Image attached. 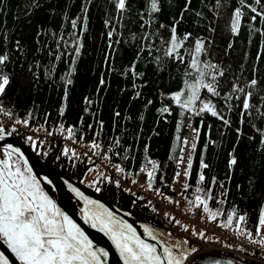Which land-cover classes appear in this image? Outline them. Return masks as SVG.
I'll list each match as a JSON object with an SVG mask.
<instances>
[{"label": "snow or ice", "instance_id": "1", "mask_svg": "<svg viewBox=\"0 0 264 264\" xmlns=\"http://www.w3.org/2000/svg\"><path fill=\"white\" fill-rule=\"evenodd\" d=\"M108 2L114 8L109 12L105 7L106 32L101 33L105 44L99 50L101 71L95 88L82 96L81 112L75 124L60 122L51 129L46 127L49 113L45 112L43 123L37 120L39 105L35 101L23 117L14 111V106H6L7 90L19 69L34 92H39L42 84L62 92L58 115L65 116L70 91L75 87L74 77L79 73L78 62L85 55L84 36L93 0H79L78 5L70 4L69 0H63V4L56 0H24L18 15L26 17L29 24L38 11H43L49 21L59 17L60 24L52 28L36 23L31 40L23 43L19 38H12L15 29L8 28L6 18L0 22V115L9 121L0 122V141L17 135L41 159L48 158L52 150L48 137L59 134L65 140L78 143L83 152L65 144L54 163L61 167L62 160L70 165L77 161L86 164V172H96L89 187L102 193V186L113 185L118 194L133 197L130 205L138 212L159 214L158 206L136 190H143L141 174L147 190L176 205L180 201L166 196L161 188L155 187V182L159 179L168 187L179 183L183 189L179 195L187 206L202 209L208 221L219 217L220 226L234 229L237 236L257 245L264 256V175L254 171L248 177L247 195L260 200L257 221L252 228L248 227V214L239 212L236 205L226 211L221 207L227 204L230 195L226 182H231L234 168L241 163L237 148L242 140L249 144L255 142L260 159L251 166L260 164L264 171V75H258L259 62L264 57V0H146L144 7H139L134 0ZM8 4L9 0H0V15L7 11ZM74 7L78 10L71 14ZM165 9L169 13L167 20L161 18ZM224 13L228 14L224 30L229 38L219 55L213 51V45L216 21ZM181 26H186L183 31ZM241 36L249 48L254 37L259 38V43L250 68L245 67L250 55L245 50L243 62L233 69L231 57ZM122 46L130 51L131 58L126 64H117ZM61 63L65 65L63 72L58 71ZM105 72L110 74L109 78L105 77ZM111 75L117 76L121 83L116 87L119 98H114L109 105L112 134L105 144L107 122L103 118V103L107 99L106 90L111 87ZM153 78L157 86L149 94L145 90ZM136 102L140 107L134 116L128 108ZM121 104L126 105L124 111ZM153 109L155 125L161 120L168 123L174 114L176 117L168 155L177 169L171 186L163 175H157L164 165L149 157V142L143 144V161L138 171L122 163L135 161V154L140 152L139 141L144 136L142 125L146 112ZM85 117L89 118L87 131ZM206 117L219 122L221 136L234 135L235 143L227 154L228 173L219 179L204 158L208 142L216 143L210 138L211 124L208 125L209 135L201 151L193 188L189 183L193 153ZM197 119L198 124H194ZM132 123L137 126L129 127ZM155 125L151 134L159 135ZM18 126L33 134H25ZM184 127L189 129L190 135L181 137ZM246 127L250 131H246ZM39 131L44 132V138L37 134ZM126 137H131V142H127ZM186 148L190 149L187 155ZM177 151L179 156L175 155ZM94 157L108 164H112L113 157L119 158L121 162L112 164L118 178L113 179L106 169L100 170ZM185 163L186 166L181 167ZM35 167L21 147L13 143L0 144V264H193L190 254L197 248L187 239H173L170 230L146 222L140 223V232L125 218L133 215L131 210L118 215L100 199L60 177L70 193L68 206H62L52 195L58 187L54 173L49 170L41 175L34 171ZM241 187V184L236 185L237 190ZM190 189L191 197L187 195ZM73 198L75 206L71 204ZM210 201L217 207H210ZM163 218L168 224L179 226L181 223L167 211ZM82 225L102 234L106 243L101 245ZM184 227L187 230V226ZM192 234L204 237L203 231L197 233L193 229ZM237 247L255 254L242 245ZM213 264L221 262L215 260ZM227 264L234 262L229 260Z\"/></svg>", "mask_w": 264, "mask_h": 264}, {"label": "trees", "instance_id": "2", "mask_svg": "<svg viewBox=\"0 0 264 264\" xmlns=\"http://www.w3.org/2000/svg\"><path fill=\"white\" fill-rule=\"evenodd\" d=\"M58 4H63V0H56ZM139 7H144L146 0H134ZM70 4H79V0H69ZM24 5V0H9L7 11L0 15V22L6 18L7 26L9 29H15L13 33V39L19 38L23 43L25 40H31L32 35L34 34V26L36 23H44L56 28L60 24V18L56 17L55 19L49 21L47 15L43 11L36 12L31 18V24L27 22V18L22 14L18 15V9H22ZM105 7H107L109 12L113 11L114 6L108 2V0H93L92 7L89 11V22H88V31L85 33V55L78 62L79 73L74 77L75 87L70 91L68 108L66 110L65 116L63 118L58 115V106L60 103V97L62 92L56 88H49L46 84H42L39 92H34L32 90L31 84L28 82L27 78L24 77L20 70L17 69V74L14 76L11 87L7 90V97L5 98L6 106L13 107L14 111L21 117H23L27 109L32 105V102L35 101L39 105V114L37 120L41 123L44 122L45 112L49 113L47 119V127L58 126L60 122L67 124H75L76 119L81 112V99L84 94L90 89L95 88V83L98 79L99 73L101 71L98 61L101 60L100 48L105 44V38L101 36V33L106 32V29L103 25V19L105 18ZM78 8L74 7L71 14H75ZM207 12V9H205ZM17 19H14V16H17ZM169 15L167 9H165L162 14V19L167 20ZM211 17V13H208ZM228 20V14L224 13L222 18L216 21L217 33L215 35V44L213 45V51L222 55L223 48L226 46L227 39L229 38L228 33L224 30V25ZM129 26L131 27L130 22ZM190 23V22H189ZM186 26H181L180 30L183 31ZM191 30V29H189ZM199 31V29H197ZM207 34V33H206ZM259 43V38L254 37L251 47L247 45L244 40V37L241 36L237 43L234 45L236 51L232 54L231 61L233 69H236L237 66L243 62V53L245 50H248L250 55L246 68H250L252 60L255 57L257 46ZM219 45V47H216ZM219 55L217 58H219ZM131 58V53L126 47H121V52L117 55V64H126ZM225 63H228V60H225ZM260 72L258 75H264V57L259 62ZM65 65L61 63L59 65L58 71L63 72ZM109 73L105 72V77L109 78ZM250 75V73H249ZM111 87L106 90L107 99L103 103V118L106 120V128L104 133L105 144H107V138L111 133V121H110V108L109 105L112 103L113 99H118V94L116 92V87L118 83H121L119 78L115 75H111ZM148 78V77H146ZM157 86V81L153 78L151 85L145 90L147 93L151 94L153 89ZM174 88L175 85H172ZM8 101H11V104H8ZM121 110L124 111L126 108L125 104H121ZM140 107L139 102L133 103L128 111L135 116L138 108ZM156 114L154 109L146 112V120L144 121L142 127L144 129V136L141 137L139 141L140 152L135 154V161L132 160L123 161L124 166L130 170L135 171L143 161L142 149L145 142H149V157L157 159L161 162L164 167L158 176L163 175L165 181L170 186L174 171L175 163L174 161L168 160L169 151L171 148L172 139L174 136L175 129V114L172 117H169V122L165 123L163 120L160 121L159 125H155ZM89 122V118L85 117V131H87L86 125ZM35 125L36 121H32ZM194 124H198V119L194 120ZM211 124L210 138L216 143L213 145L211 142H208V147L205 151V161L212 165V172L218 176L219 179H223L228 173L227 169V159L228 152L231 150L232 145L235 143L234 135L221 136L218 131L219 122L214 118L206 117L204 119V124L201 126V134L199 141L197 143V148L193 153V165L191 169V176L189 183L195 186V179L199 171V161L201 156V151L204 149V144L206 142V136L209 135L208 125ZM155 125L156 131L159 135L151 134V129ZM136 123H132L129 127H136ZM246 131H250L245 128ZM186 127L181 130V137L186 134ZM184 134V135H183ZM89 133V138H90ZM19 140H23L18 136ZM127 142H131V137L125 138ZM258 139V137H257ZM24 143V142H23ZM256 144L255 142L249 144L248 141L242 140L237 148V155L240 158L241 163L237 165L232 173L231 182H226V187L230 188V195L228 196V202L226 205H222L225 211L231 208L234 205L237 206L239 212H246L248 214V227L252 228L254 223L257 221L260 200L253 198V196H248V177L252 172H259L261 175H264V171H261L260 164H255L254 167L251 166L254 161L260 159L259 154L255 151ZM51 153L46 159V161L54 166H56L61 172L65 175L73 178L78 183H82L87 189L94 191L93 188L89 187V183H86L83 180V171L86 168V164L79 161L70 165L67 160H62L61 163L63 167L58 163H54L55 154L57 148H51ZM178 151L175 155H178ZM113 160L116 162H121L119 158L113 157ZM243 169V170H242ZM208 174V170H205ZM241 184V189L237 190L236 185ZM103 187L102 193H97L102 198L111 202L115 207L122 209L124 211L131 210L133 215L144 220L146 223L155 224L158 227L164 229V225L159 219L157 214L138 212L135 209L131 208L130 201L133 197L127 194H118L117 190L113 185L105 184ZM155 187H159L165 194L170 192V188L165 186L159 181L155 182ZM191 189L187 193L191 197ZM210 207L216 208L217 205L214 201H210ZM219 221L220 218L218 217ZM231 229V228H230ZM258 264V263H254Z\"/></svg>", "mask_w": 264, "mask_h": 264}, {"label": "built area", "instance_id": "3", "mask_svg": "<svg viewBox=\"0 0 264 264\" xmlns=\"http://www.w3.org/2000/svg\"><path fill=\"white\" fill-rule=\"evenodd\" d=\"M0 122H4L6 124L9 123L8 118L3 115H0ZM18 127L25 134H33L32 132H29L28 129H25L22 126ZM48 128L51 129L52 127ZM186 132L188 133V135H190L189 129L187 127ZM37 134L41 138H44L43 131H39ZM47 139L51 141V148H57V152L55 155H59L60 150L65 144H67L69 148L75 147L78 149V151H84V149L81 148L78 143L74 144L71 140H65L59 134L53 137H48ZM188 151H190V149L186 148V155ZM93 159L95 160V163L100 166V170L106 169L113 179L118 178L117 174L114 171V168L112 167V164L115 163L114 161H112V164H108L101 158L94 157ZM184 166H186V163L181 165V167ZM139 168L137 169V171L139 170ZM175 171H177L176 166ZM86 175L95 180L96 172H86ZM140 183L143 184V190L139 188H137L136 190L140 195L151 199L152 202L158 206V216L162 223L173 233L195 241L198 244V252L215 251L223 253L225 255L242 258L251 261L252 263L264 264V256H261V250L257 245L248 243L245 237L237 236L234 230L225 229L217 222L208 221L202 209H192L187 206L185 201L179 195V193L183 191L179 183H177L174 187H170V192L168 195H166L171 196L175 200H179V205L169 203L162 196L154 195L153 192L147 190L146 184H144L143 182V174H141ZM171 185L172 182L170 183V186ZM166 211L169 212L171 216H174L175 219L181 222L179 226L175 225L174 223L168 224V222L163 218V213ZM185 225L187 226V230H185ZM193 229H195L197 233L203 231L204 237L206 238L200 237L199 235H193ZM227 245H232V247H228ZM238 245H242L244 248L254 251L255 254L251 255L249 254V252L241 251L240 248L237 247Z\"/></svg>", "mask_w": 264, "mask_h": 264}, {"label": "water", "instance_id": "4", "mask_svg": "<svg viewBox=\"0 0 264 264\" xmlns=\"http://www.w3.org/2000/svg\"><path fill=\"white\" fill-rule=\"evenodd\" d=\"M3 143H13L16 146H19L22 148L23 151H25L26 155L29 157L30 163L36 165V169L42 171V173H46L49 170H51L54 175H53V179L56 181L55 177L57 178L59 177H63L65 179H68L71 183H73L75 186H78L81 188L82 191H84L86 194L91 195L93 198L96 199H100L102 202L106 203L108 206L112 207L114 210H116L111 203H109L107 200H105L104 198H102L101 196H99L98 194L88 190L87 188L83 187L82 185H80L78 182H76L74 179L68 177L67 175L63 174L62 172H59L58 170H56L53 166H51L50 164H48L47 162H44L42 159H40L39 157L36 156V154H34L32 151L29 150V148L24 145L17 137H15L14 135L11 137H6L4 141H0V144ZM59 195V193H58ZM117 214H120V212L118 210ZM84 227V225H82ZM93 234H98L100 236V238L104 241V242H99L102 243H106V238L102 237V234L96 233L95 230H93ZM2 250V249H1ZM204 252V251H203ZM193 261V264H213V262L215 260H219L221 262V264H227V262L229 260H232L234 262V264H248L245 262H240V261H236L234 258L232 257H228V256H224L218 253H214V252H205V253H199V254H195L190 258Z\"/></svg>", "mask_w": 264, "mask_h": 264}, {"label": "flooded vegetation", "instance_id": "5", "mask_svg": "<svg viewBox=\"0 0 264 264\" xmlns=\"http://www.w3.org/2000/svg\"><path fill=\"white\" fill-rule=\"evenodd\" d=\"M17 138H18V136L17 135H15ZM19 139V138H18ZM21 141V140H20ZM22 142V141H21ZM55 168L59 171V169L55 166ZM34 171H37V172H39L41 175H43L44 173H42V171H40V170H38V169H36V168H34ZM61 172V171H60ZM55 179H56V184H57V190H54L53 192H52V195L54 196V198L62 205V206H65V207H67L68 206V204H69V196H70V193L68 192V190H67V187H66V185H64L63 183H62V181H61V179H60V177L58 176L57 178L55 177ZM58 193H59V195H58ZM109 202V201H108ZM109 203H111V202H109ZM71 204L73 205V206H75V204H76V201H75V199L73 198L72 200H71ZM112 204V203H111ZM113 205V204H112ZM113 207L116 209V210H118L119 212H120V214H118V215H124V213L126 212V211H124V210H122V209H119V208H117V207H115L114 205H113ZM77 220H78V222H80L81 224H82V221H79V218H78V216H76L75 217ZM125 218L126 219H128L129 220V222L130 223H133V225H134V227H136L137 229H138V231H140V232H142V229H140V227H139V225H140V223H144L145 221L144 220H142V219H140L139 217H137V216H135V215H132V216H125ZM153 225H155V224H153ZM155 226H157V225H155ZM84 227H86V231H88L93 237H95L98 241L100 240V242H104L101 238H100V236L98 235V234H93V230L92 229H90V228H88L86 225H84ZM158 227V226H157ZM165 231H167L166 229H164ZM172 237H173V239H180L179 237H177V236H175V235H173L172 234ZM147 239V238H146ZM106 240V239H105ZM180 240H183V239H180ZM103 244H105V243H102L101 245H103ZM189 244L191 245V246H193V247H195V245L192 243V242H190L189 241ZM1 250V249H0ZM192 254V253H191ZM190 254V255H191Z\"/></svg>", "mask_w": 264, "mask_h": 264}, {"label": "bare ground", "instance_id": "6", "mask_svg": "<svg viewBox=\"0 0 264 264\" xmlns=\"http://www.w3.org/2000/svg\"><path fill=\"white\" fill-rule=\"evenodd\" d=\"M185 135H188V133L186 132V134H185ZM185 135H184V136H185ZM178 154H179V153H178ZM85 229H86V227H85ZM86 230H87V229H86Z\"/></svg>", "mask_w": 264, "mask_h": 264}]
</instances>
